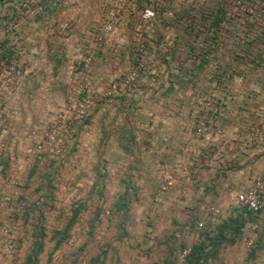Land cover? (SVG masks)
I'll return each mask as SVG.
<instances>
[{"label": "rangeland", "instance_id": "374dc122", "mask_svg": "<svg viewBox=\"0 0 264 264\" xmlns=\"http://www.w3.org/2000/svg\"><path fill=\"white\" fill-rule=\"evenodd\" d=\"M35 4L42 11L31 18L28 10ZM145 12L152 19L145 20ZM194 15L191 0L0 1V31L4 27L24 31L18 43L23 51L24 79L12 89L21 95L20 100L10 101L19 113L9 123L6 136L9 144L20 143L11 150L22 155L23 188L31 187V176L39 182L37 190L55 184L59 209H69V216L74 209L81 211L68 235L73 241L66 258L55 264H112L116 242L133 239L132 230L154 226L160 234L170 231L169 225L182 229L197 223L201 214L197 209L205 205L204 197L191 203L193 196L165 192L178 185L170 172L183 174L187 161L194 157L195 144L207 141L206 125L196 135L207 103L219 104L220 119L232 130V139L247 135L256 140L254 145L264 141L257 116L235 112L253 106L255 99L244 94L259 90L258 84L249 82L252 72H246L243 61L248 53L244 47L252 43L254 48L260 39L246 42L242 31H264V26L250 22L242 26L244 22L236 19L228 24L230 37L215 31L216 49L209 54L213 59L219 55L222 65L226 51L232 64L212 69L201 57L208 54L207 35L201 46L194 43ZM105 27L109 33L97 45L94 37ZM11 43L5 49L7 57ZM195 55L206 63L197 66ZM50 129L58 133V154L33 155L31 149L44 141ZM249 159L260 162L254 176L264 170V151ZM151 190H155L152 196ZM32 198L21 212L25 224H31L41 211L47 212V201L52 199L46 192ZM150 199L170 210L159 206L158 211L146 213ZM176 204L182 205L179 213L174 211ZM183 205L195 207L183 209ZM229 205V214H220L222 220L245 217L232 197ZM261 212L264 195L254 217L259 228L243 256L247 264H264ZM129 243L123 252L136 249ZM218 251L228 254L219 246L205 257V264H234L240 258L231 255L230 262L225 261ZM25 264H32L31 260ZM41 264H51L49 257Z\"/></svg>", "mask_w": 264, "mask_h": 264}, {"label": "crops", "instance_id": "0c3cea01", "mask_svg": "<svg viewBox=\"0 0 264 264\" xmlns=\"http://www.w3.org/2000/svg\"><path fill=\"white\" fill-rule=\"evenodd\" d=\"M1 35L2 34L0 32V36ZM244 96L247 97V94H244ZM261 100L262 98L258 95L254 100L256 104L254 103V105L251 107L246 106L243 108L235 109V112H238L240 116H257L258 119L256 118L255 120L256 122L258 121V125H260L262 128L261 130H263L264 113H259L258 110L255 109L256 107H254L259 104L261 105ZM6 103L9 106L11 105V102ZM18 113L19 112L17 111H10L8 114V123H11L12 118L14 119V117H16ZM220 116L221 114L213 119L212 123L208 127H206V129H208L206 136L207 141L204 142L202 140L201 142H198L197 145L195 144L196 151L194 157L191 158L190 161H187V166H184L183 174L177 173L175 171H172V173L170 172V177L176 179L178 185L174 187V189L167 188V191L165 193L168 192V194L172 196L174 195L175 197L177 195L193 196L194 198L192 199L191 203H194L197 197H204L203 199L206 203L205 205L202 204L199 209H197L199 210V213H201L206 206H214L219 210L220 214L223 213L225 215L227 213L228 215V209L230 206L229 204L231 203L232 197V189H240L257 176L254 175L256 174V171H259L260 162H258L259 160L257 159H249V157L253 153L264 151V141L259 145H254L256 143V140H250L247 135L246 139H243L242 137H240L241 139L237 140L232 139V130L230 131L228 129L227 123H223L222 119H220ZM205 130L204 132H206ZM203 135H201V137H203ZM240 135L244 136L243 132ZM258 143H260V141ZM19 144L16 142L15 144H8L7 153H4L2 155V170H0V182L2 177L7 176H12L18 180L17 183L19 184V188H17V191L24 200V207L26 205L28 206L29 199H33V196L41 197L45 194V192L47 195L51 196L53 200L48 199L47 212L41 211L40 213H38L35 219L32 220L31 224H25L24 219L21 218V212H23V209H21L19 212H16L15 214L9 212L2 214V218L4 219V221L8 223V225H10L13 230L17 254L10 258L0 259V264H25L29 259L31 260L32 264H41L44 257L45 259L49 257L50 263L55 264L57 261H61L66 258V255L68 253L66 252L68 249H66V241L69 237L67 236V238L59 244L58 248L57 246L56 248H53V245L56 242L57 238V235L55 234L56 237H53V234L57 231H62L65 228L67 222L71 217L69 216L71 211L69 209L60 210L59 206L56 205L57 187L55 184H49V188L47 190H37L36 187L39 185V182L33 180V176H31V178L28 179V181L32 182L31 187H28L26 189L23 188V169L22 171L15 173L12 168L13 164L19 165L22 163V155L18 154L17 150H15V152L11 150L12 147H16L17 149V147H19ZM252 146L255 149H248ZM163 156H161V158H163ZM12 158L15 159L13 162H11ZM6 166L7 169H5ZM168 189L170 191H168ZM12 190L13 188L8 189V191ZM153 192H155V190L150 191V193H152L151 196L154 194ZM178 204H176L174 211L179 213L180 210H178V208H182V205L179 206ZM159 206L163 207L164 209L170 210L169 207L163 204L154 203V201L150 199L146 213H153L155 211H158ZM188 207L189 205H183V209ZM194 207L195 205L189 208L194 209ZM263 215L264 214L261 212L259 214V217L262 218ZM146 216L149 218L148 215ZM147 217H145V219ZM221 217L222 215H220L216 223H208L202 228H198L195 223V225L193 226H188L185 224L182 229H176V227L169 225L168 227L171 228V230L163 233L160 232V234L155 231L154 226L147 228L145 227L144 230L140 232H137V230H132L131 235L134 236L133 239H130V241L127 242L122 240L116 242L118 250L112 264H173L172 261H174V258H176L178 245H180V243L183 244L184 242L186 246L197 243H204V232L207 234V236H212L213 231L217 226L224 223L227 224V222L230 221L229 218L228 220H222ZM242 218H244V216ZM260 220L262 221L263 219ZM253 221L257 225V228H259L257 220L254 219ZM73 225L70 229L71 231L73 229ZM247 225L248 220H245L243 226L240 228L238 240H236L233 244L226 243L223 245L224 250L228 252V254H220V252L218 251L217 255H219L220 259L222 257V260L230 262L231 255H237L239 257L245 256L247 246L251 243L252 239L255 238V236H253L251 239H249V237L246 236ZM45 227H47L48 229H42L41 232L40 228ZM70 230L68 231V235L71 233ZM135 232L138 234V236ZM143 232H145L146 234L144 237ZM150 232L156 235L153 241L149 240L147 237V234ZM171 233L173 234L171 235ZM128 242H132L136 249L123 252V246H125ZM35 244H41V247L40 251L36 252V255H33ZM137 249H141L142 253ZM237 256H235V258ZM236 259L238 260V258Z\"/></svg>", "mask_w": 264, "mask_h": 264}, {"label": "built area", "instance_id": "2783aa9c", "mask_svg": "<svg viewBox=\"0 0 264 264\" xmlns=\"http://www.w3.org/2000/svg\"><path fill=\"white\" fill-rule=\"evenodd\" d=\"M51 1L55 3L59 0ZM191 1L194 5L195 14V27L193 28V31L194 43L196 47L204 44V36L207 35L208 37V49L206 50L208 54H205V56L201 55V57L206 58L208 68L213 69L216 66L221 65V63L219 64V62L221 61V57L219 55L216 59H213L212 54H209L216 49L213 35L215 31H221L223 33V36H226L224 38L230 37L231 35L229 33L230 31H228V24L232 20L236 19L244 22L242 26H244L247 22L255 23L260 27L264 26V0H255L254 3L252 0ZM203 4H206V6L203 7ZM41 11L42 8L38 6V4H35V6L31 10H28V16L34 18L40 15ZM216 13H218L219 17H221L217 29L211 24ZM144 19H152L150 12L144 13ZM202 21H206L207 25L205 26ZM109 30V27H105L102 30L103 33H100L99 35L97 34L94 37V42L97 45L100 44L102 39H104L109 33ZM2 31L3 32L0 31L2 34L0 36V170H2L1 157L4 153H7V147L9 144L8 140L6 139L8 131L11 130V128L9 127L10 122L8 123V114L10 111H16L14 108L12 109L6 102H10L11 100H20L21 94H19V92L17 91H12V89L17 88L24 79L22 62L23 51L19 48L18 44L19 38L22 36L21 33H23L24 31H8V28L6 27H4ZM242 34H244L246 42H252L253 38L255 39V41L257 39H260V42L256 43L254 48L252 47L253 45L251 43L244 47V50L246 51V53H248L245 55L246 58L243 61V67L246 69V72H252L251 76L253 78H251L249 82L259 85V90L246 93L247 97L250 95L251 99L254 100L256 99V96L259 95L262 98V104L256 105L254 107H256L255 109H257L259 113H264V31H242ZM10 42L13 43V47L11 49V54L9 55V57H7L5 55V49H7ZM224 49L225 48L223 46V51ZM220 51V48H218L217 53H219ZM201 57L199 55H195L193 57V63L199 66ZM231 62V56L229 54H226V51H224V59L221 66L229 67L232 64ZM84 65L87 66L88 61H84ZM245 76L246 74L242 75L241 79H243V77ZM219 113L220 109L217 102L207 103L206 113L200 115L199 117L200 125L196 129V135H200L203 132L204 127H208L212 123L213 119H215L219 115ZM57 143L58 133L56 130L50 129L45 134L44 141L41 144L36 143L31 149V152L35 156L42 153L48 156H55L59 152ZM14 160L15 159L12 158L11 162H13ZM23 165V160L19 165L13 164V171L15 173L22 171ZM17 181L18 180L14 177L7 176L2 177L0 182V259L10 258L17 254L13 230L10 225H8V223H6L2 218L3 213L9 212L15 214L24 207V200L17 191V188H19V184L17 183ZM10 188H13V190L8 191V189ZM231 193L235 205L238 208L244 210L250 218L246 228V236L251 239L254 236L255 230L257 229V225L253 221L254 217L263 205L264 170L260 171L257 176L254 177L247 185L241 187L240 189H232ZM219 217L220 213L216 207L206 206L199 215L196 226L198 228H202L208 223H216ZM147 237L149 240L153 241L156 235L150 232L147 234ZM72 241L73 237L70 236L66 241V249L70 247ZM188 253V246L178 251L174 264H184L185 258ZM234 264L247 263L245 262L244 257L241 256Z\"/></svg>", "mask_w": 264, "mask_h": 264}, {"label": "trees", "instance_id": "16d2710c", "mask_svg": "<svg viewBox=\"0 0 264 264\" xmlns=\"http://www.w3.org/2000/svg\"><path fill=\"white\" fill-rule=\"evenodd\" d=\"M220 19L221 17H219V14L216 13L213 21L211 22V24L216 29L218 28V23L220 22ZM204 63L206 62L205 61L200 62L199 66H202ZM5 169H7V166ZM79 212H80L79 209H74L72 211L71 217L69 221L67 222V225L65 226V228L62 231H59V232L57 231L53 234V237L54 236L56 237L57 235L56 242L54 243L53 248H56V246L58 247L59 244L67 238L68 231L71 229L72 225L76 222V218H77L76 215H78ZM249 219H250L249 216L247 215V213H245L244 218H240L237 221H229L227 222V224L224 223V224L217 226L215 230L213 231L212 236H207V234L204 232V237H205L204 243H200V244L197 243V244L188 246L189 253L185 258L184 264H205V257L209 255L214 249L218 248L219 246H223L226 243L233 244L236 241V239L239 238L240 228L243 226L245 220L249 221ZM40 230L42 232V228H40ZM40 247H41V244H35L33 255H36V252L40 251ZM185 247L187 246L180 243V245H178L177 252L184 249ZM172 262L173 264L175 263V258H174V261ZM166 264H172V263H166Z\"/></svg>", "mask_w": 264, "mask_h": 264}]
</instances>
